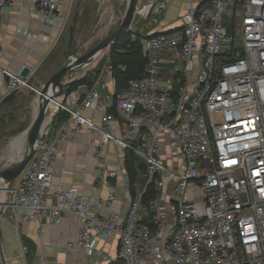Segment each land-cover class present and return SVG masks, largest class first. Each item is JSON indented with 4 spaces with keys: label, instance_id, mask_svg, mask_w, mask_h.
Masks as SVG:
<instances>
[{
    "label": "built area",
    "instance_id": "1",
    "mask_svg": "<svg viewBox=\"0 0 264 264\" xmlns=\"http://www.w3.org/2000/svg\"><path fill=\"white\" fill-rule=\"evenodd\" d=\"M13 1L0 0V14ZM174 1L139 0L134 17L156 22ZM184 2L176 28L142 40L139 78L115 95L107 64L81 102L65 94L56 113H68V120L46 128L22 174L1 184L2 207L15 209L19 222L36 221L39 232L65 215L80 224L66 246L70 258L82 253L100 264L105 245L116 239L120 264H264V0ZM30 3L40 21L64 26V0ZM0 82L6 96L39 89L7 70H0ZM84 110L102 114L100 123ZM84 128L98 135L81 155L96 160L104 197L52 190L60 144ZM109 145L123 152L112 168L105 160ZM126 150L145 167L133 198ZM116 180L129 197L125 216L112 210ZM27 251L20 245L17 257Z\"/></svg>",
    "mask_w": 264,
    "mask_h": 264
},
{
    "label": "crops",
    "instance_id": "2",
    "mask_svg": "<svg viewBox=\"0 0 264 264\" xmlns=\"http://www.w3.org/2000/svg\"><path fill=\"white\" fill-rule=\"evenodd\" d=\"M184 1L186 0L172 2L166 13L156 19V22L149 17L143 26L144 34L176 28L179 18L187 7ZM64 2V11L59 18L64 22L62 28L40 21L30 0H14L10 6L2 10L0 70L19 74L23 68H29L30 73L26 79L31 84L36 80V74L43 75L46 82L63 66L68 56L64 43L66 20L74 0H64ZM170 14L174 16L172 21ZM22 32L30 35L26 36ZM38 71L41 72L38 73ZM104 75L103 71L101 77ZM106 78L112 82L109 74ZM111 82L108 85L113 90L114 83L112 82L111 85ZM95 88H97L96 85ZM78 89L71 93L73 98L89 93L83 86ZM5 97V86L0 82V103ZM82 114L96 124H99L102 118V114L90 110H84ZM112 126L118 133L117 124L112 123ZM91 138H98V135H92L88 129L84 128L76 136H69L60 144V153L53 168L52 190L76 188L86 196H105V189L97 183L100 169L96 160L84 158L81 155L84 144ZM166 153L167 148L164 146L162 157L166 158ZM105 156L106 166L112 168L117 159L123 158V152L109 145L106 147ZM168 163H171L170 160ZM114 184L116 199L112 210L125 216L129 207L128 194H125L120 180H116ZM1 200L0 197L2 205ZM39 228L40 223L36 221L19 222L16 210L10 206H0V264H91L92 259L86 258L82 253L70 258L66 252L67 244L75 241L80 232V224L72 220L69 215H65L59 225L43 223L41 232L38 231ZM20 245H30L34 248L35 254L32 261L17 257ZM118 249V241L110 239L104 247V258L100 264H115Z\"/></svg>",
    "mask_w": 264,
    "mask_h": 264
},
{
    "label": "rangeland",
    "instance_id": "3",
    "mask_svg": "<svg viewBox=\"0 0 264 264\" xmlns=\"http://www.w3.org/2000/svg\"><path fill=\"white\" fill-rule=\"evenodd\" d=\"M147 1L153 2L155 0H145V3H147ZM126 7L127 0H74L67 14L66 20V33L64 39V43L67 48L66 52L68 54L76 52L79 56L86 54L90 49L96 46L101 40L120 26ZM75 14H77V18L74 23V39L72 45L67 47L68 30L72 25ZM176 17L177 16L175 15V18ZM170 19L171 21L174 19L172 14H170ZM145 24L146 20L134 17L130 28L133 33L132 39L135 38L136 32L144 35L143 26ZM108 50L109 48L102 53L91 69L88 71L82 69L78 70L67 79L79 78L76 76L79 73L82 74L80 78H83L89 72L90 76H93L100 65L99 62H103L105 64H103L104 70L105 66L110 64ZM40 72L41 71H38V73ZM35 79L36 80L31 82V84L35 86L37 85L38 88H41L45 83L44 76H38L36 74ZM78 90L79 89L76 91ZM21 92L23 94H28L32 91L25 89ZM36 97V93H34L32 98L19 96L13 103L4 107L0 106V169L8 167L7 165L11 166L14 160L18 159L19 153L21 154L25 151V149L23 150V146H17L16 142L17 140L26 138L27 136L26 131L29 129L32 119L35 117L38 110L37 100H35ZM62 97L63 95L60 96L59 99ZM54 116L55 115H53V118ZM50 125H52L51 122L46 128L50 127ZM18 136L20 137L15 139Z\"/></svg>",
    "mask_w": 264,
    "mask_h": 264
},
{
    "label": "water",
    "instance_id": "4",
    "mask_svg": "<svg viewBox=\"0 0 264 264\" xmlns=\"http://www.w3.org/2000/svg\"><path fill=\"white\" fill-rule=\"evenodd\" d=\"M139 0H127V7L124 13L123 20L120 26L107 35L103 40H101L96 46L90 49L84 55H77L76 52L69 53L67 59L63 66L54 73L41 88L36 89L34 92L37 94L38 101V112L33 117L32 123L29 129L26 131L27 134V147L23 153L20 154L17 160H14L13 164L8 167L0 169V185L2 183H11L16 180L24 171L25 167L34 157L37 151L38 143L43 139V125L46 118V113L50 101L59 99L60 96H64L66 91L72 86V84L82 78L67 79L70 75L78 70L88 71L97 61V59L102 55V53L108 49V47L120 37L127 34H131V26L134 19L135 9ZM77 14L73 18V22L68 32V44L72 45L74 39L75 31V21ZM165 33V32H162ZM155 33L154 35H156ZM30 73L29 68H23L19 75L22 78H27ZM60 105V103H59ZM21 136V135H20ZM16 137L15 139L19 138ZM2 185H1V188ZM2 207V205L0 204Z\"/></svg>",
    "mask_w": 264,
    "mask_h": 264
},
{
    "label": "trees",
    "instance_id": "5",
    "mask_svg": "<svg viewBox=\"0 0 264 264\" xmlns=\"http://www.w3.org/2000/svg\"><path fill=\"white\" fill-rule=\"evenodd\" d=\"M75 25V24H74ZM69 32V30H68ZM131 34H127L114 41L108 48L109 61L111 66V78L114 83V94L118 95L122 90L126 89L128 82L132 79L139 78L144 71L146 59L143 55L142 40L146 37L147 33L141 35L136 32L135 38L132 39ZM100 65L93 76H90V72L86 74L81 80H78L72 84V86L66 91L69 95L75 92L80 86H83L86 91H90L94 88L97 79L103 73L104 63L99 62ZM104 64V65H103ZM30 97L34 96L33 92L23 94L21 91H15L7 95L0 103V106L4 107L13 103L18 97ZM86 95L82 94L79 97L80 102ZM113 113V109H110ZM69 114L59 110L52 120V127L57 128L60 124L67 121ZM124 170L130 181V196L134 197V185L139 174L145 170L144 164L137 159L132 152L126 150L124 152L123 160ZM153 188L148 190V197H153ZM28 249L25 258L30 262L34 258V248L30 245H25ZM115 264H120L119 261H115Z\"/></svg>",
    "mask_w": 264,
    "mask_h": 264
},
{
    "label": "bare ground",
    "instance_id": "6",
    "mask_svg": "<svg viewBox=\"0 0 264 264\" xmlns=\"http://www.w3.org/2000/svg\"><path fill=\"white\" fill-rule=\"evenodd\" d=\"M82 74H77L76 76L77 77H81ZM38 97H36L35 100H38L37 99ZM34 100V101H35ZM61 102V99H56V100H53V101H50L49 105H48V109H47V113H46V118H45V121H44V125H43V131L46 129V127L50 124L52 118H53V115L55 114L58 106H59V103ZM37 106H38V101H37ZM38 112V110H37ZM36 112V114H37ZM17 146H23V150L26 149V146H27V136L26 138H23V139H19L17 140L16 142ZM20 157V153L18 155ZM17 156V157H18ZM17 159V158H16ZM0 197L2 198L1 196V192H0Z\"/></svg>",
    "mask_w": 264,
    "mask_h": 264
}]
</instances>
